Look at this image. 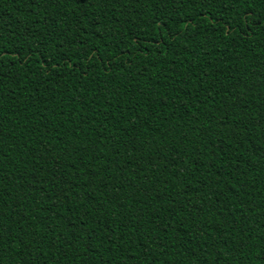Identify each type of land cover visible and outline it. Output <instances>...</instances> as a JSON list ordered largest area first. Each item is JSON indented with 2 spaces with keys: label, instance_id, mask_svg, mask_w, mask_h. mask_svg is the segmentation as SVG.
I'll return each mask as SVG.
<instances>
[{
  "label": "trees",
  "instance_id": "obj_1",
  "mask_svg": "<svg viewBox=\"0 0 264 264\" xmlns=\"http://www.w3.org/2000/svg\"><path fill=\"white\" fill-rule=\"evenodd\" d=\"M0 264H264V0H0Z\"/></svg>",
  "mask_w": 264,
  "mask_h": 264
}]
</instances>
